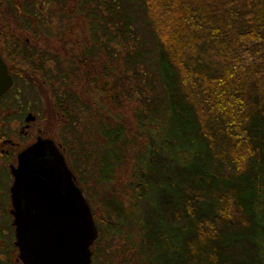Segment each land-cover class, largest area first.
<instances>
[{
	"label": "trees",
	"instance_id": "obj_1",
	"mask_svg": "<svg viewBox=\"0 0 264 264\" xmlns=\"http://www.w3.org/2000/svg\"><path fill=\"white\" fill-rule=\"evenodd\" d=\"M53 3L0 0V12L10 10L16 27L33 35L30 41L39 33L38 21L46 40L56 28L58 35H73L55 26ZM79 4L87 40L73 42L79 52L69 72L60 68L59 56L37 53L2 32L13 47L9 71L15 77L1 100L14 102L16 80L33 86L39 73L68 145H81L77 127L95 120L97 139L89 135L86 144H97V181L108 184L129 164L138 239L127 264H264V0ZM73 63L80 65L88 93L97 96L94 107L69 84ZM124 89L140 105L137 137L110 117L121 107ZM103 203L108 213L97 222L92 264H113L100 242L113 233L114 219L119 227L128 221L114 196Z\"/></svg>",
	"mask_w": 264,
	"mask_h": 264
},
{
	"label": "rangeland",
	"instance_id": "obj_2",
	"mask_svg": "<svg viewBox=\"0 0 264 264\" xmlns=\"http://www.w3.org/2000/svg\"><path fill=\"white\" fill-rule=\"evenodd\" d=\"M15 1L19 4L22 2V0ZM53 1L54 11L56 13V20H54L55 26H58V28L59 26L64 27L63 34H68L69 30L73 35H70V33L66 37L58 35L56 28L54 30L56 34L47 36L48 39L46 40V32L39 28L40 23L38 21L35 26L39 30V33L36 34L34 40L32 39L33 41H30L33 35L16 27L14 24L15 18L13 14L10 13V10L4 8L2 10L3 13L0 12V53L3 56L8 70L14 66L8 53V51L13 50V47L9 48L6 46L7 44L2 32L9 33L22 42L34 45L37 53L41 54L42 52H46L50 55L59 56L61 60L60 68L62 67L66 71H70V59L72 55H78L79 52L77 47L73 45V42L77 43L80 41L81 44H83V42L87 40V35L83 33V29H87L85 8L84 4H79L81 0H62L64 1L63 5H59L56 0ZM60 18L63 21H61ZM94 57H96V55ZM73 65L75 69L73 71H76V73L75 75H70L69 84L81 102L93 100V103L90 101V105L94 107V105H97V96L93 94V92L88 93L86 81L79 72L80 65L78 63H73ZM94 65L97 66V62ZM66 68H68V70ZM9 74L12 75L13 72L11 74L9 71ZM12 76L15 77V75ZM21 80H16L17 85L11 94V96L16 97L15 101L12 102V98H7L0 102L1 128H7V132L13 129L14 131L11 138L20 145L36 136L38 130H41L42 135L52 139L58 145H60V143L63 144L60 145V149L67 157L68 165L77 183L87 196L96 224L97 222L98 224L104 223L103 211L108 213L103 203L106 197L114 196L117 201L123 204L122 210L125 214L124 218H128L127 223H123L119 227L118 220L114 219L115 221L113 222L116 227H112L113 233L106 232L100 244L104 245L110 250V253L113 254V264H127L128 260L132 258V254L135 253L134 245L138 239L136 226L131 222L132 218L130 217V215L134 213L133 208L135 203L131 198L132 191L128 187V178L131 171L129 164L127 163L121 168H118L115 172L116 177L108 184L98 182L97 144L94 146L86 144L89 135L97 139V128L95 124L92 125L95 120H93L91 126L84 123L77 127L78 135L82 137L81 145L80 143H78V145H71V143L68 145V141H70L69 135L64 133V139L61 137L63 134L62 128L65 127V125L63 126L62 120L56 111L52 91L44 84L45 82L40 74L38 73L34 76L33 86ZM126 86L130 85L125 83V87ZM122 100L121 107L117 111H111L110 117L114 119V121L124 124L126 128L130 130L131 134L134 133V135H136L135 137L140 136V132L136 130L138 126L136 114L139 113L140 110L139 102L131 97L129 89H127V91L124 89ZM9 101H11V103L7 104ZM28 111L35 116L38 114V117L34 122L30 123L29 129L25 130L30 136L24 138L18 133V131H20L19 124L22 119L21 114L23 112L26 114ZM20 115L21 117L19 118ZM25 131L23 130V132ZM137 140V145L141 146V138H137ZM83 145L84 149L82 147ZM82 149L84 150L83 152ZM5 208L6 204L3 199L0 198V264H21L15 261L18 252L13 247L14 236L10 226V217ZM114 228H116V230H114ZM117 231L118 233H116ZM93 249L96 250L97 255V247H93ZM128 264H130V262Z\"/></svg>",
	"mask_w": 264,
	"mask_h": 264
},
{
	"label": "water",
	"instance_id": "obj_3",
	"mask_svg": "<svg viewBox=\"0 0 264 264\" xmlns=\"http://www.w3.org/2000/svg\"><path fill=\"white\" fill-rule=\"evenodd\" d=\"M13 80L0 56V97ZM33 120L29 114L27 122ZM11 187L16 242L23 264H90L98 237L84 190L50 139L18 155Z\"/></svg>",
	"mask_w": 264,
	"mask_h": 264
},
{
	"label": "flooded vegetation",
	"instance_id": "obj_4",
	"mask_svg": "<svg viewBox=\"0 0 264 264\" xmlns=\"http://www.w3.org/2000/svg\"><path fill=\"white\" fill-rule=\"evenodd\" d=\"M1 58L3 59L2 54L0 53ZM4 61V59H3ZM14 97V96H13ZM16 99V97H14ZM3 100L0 99V102H2ZM31 115L33 117V120L30 122L26 121V118L28 115ZM1 115V114H0ZM22 119L20 120V131H18L19 135H21V137H28L30 136L29 133L25 130L29 129L30 123L34 122L37 117L38 114L35 116L33 115L31 112H27L26 114L23 112L22 114ZM21 115L19 116V118L21 117ZM7 128H1L0 126V198L3 199V201L6 204V212L10 217V226L13 232V236H14V240H13V247L17 250L18 252V256L16 257L15 261L19 262L21 264L22 261L20 259V253H19V248L15 245L16 242V236H15V227L12 225L13 223V216L11 215V210H12V201H11V187L12 184L14 182V177L12 175V169H15L18 165V155L19 153H21L23 150H25L26 148H28L29 146H31L32 144H34L39 138L40 139H50L48 137H45L44 135H42L41 130H38V134H36V136H34L33 138H30L29 140L25 141L24 143H22L21 145L14 142L11 138L12 133H13V129L9 130L7 132ZM23 130L25 132H23ZM52 140V139H50ZM58 150L60 151V153L63 155L64 160L68 166V162H67V157L65 156L64 152L60 149V145H58L57 143H55ZM95 222V221H94ZM96 227L97 224L95 223ZM94 245L91 246L90 251L92 253L91 256V264L93 262V255H94V249H93Z\"/></svg>",
	"mask_w": 264,
	"mask_h": 264
}]
</instances>
